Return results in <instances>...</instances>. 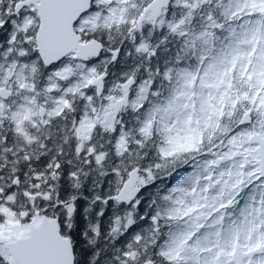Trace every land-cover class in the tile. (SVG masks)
<instances>
[{
  "label": "snow or ice",
  "instance_id": "obj_1",
  "mask_svg": "<svg viewBox=\"0 0 264 264\" xmlns=\"http://www.w3.org/2000/svg\"><path fill=\"white\" fill-rule=\"evenodd\" d=\"M0 264H264V0H0Z\"/></svg>",
  "mask_w": 264,
  "mask_h": 264
}]
</instances>
